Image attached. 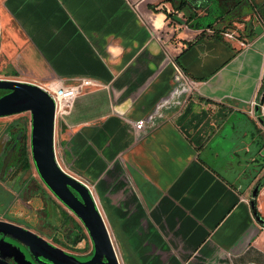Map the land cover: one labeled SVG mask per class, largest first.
<instances>
[{
  "label": "crops",
  "instance_id": "1",
  "mask_svg": "<svg viewBox=\"0 0 264 264\" xmlns=\"http://www.w3.org/2000/svg\"><path fill=\"white\" fill-rule=\"evenodd\" d=\"M1 37L18 80L100 83L55 150L96 184L120 264H264V0H0Z\"/></svg>",
  "mask_w": 264,
  "mask_h": 264
},
{
  "label": "water",
  "instance_id": "2",
  "mask_svg": "<svg viewBox=\"0 0 264 264\" xmlns=\"http://www.w3.org/2000/svg\"><path fill=\"white\" fill-rule=\"evenodd\" d=\"M0 89L7 91L0 96V117L31 113V152L37 171L53 194L83 222L93 242L94 254L81 261L32 230L4 220H0V233L20 240L37 258L43 257L50 264H120L111 233L91 190L65 171L57 159L53 97L41 85L17 79L0 78ZM258 120L264 125L263 116L260 115ZM4 147L5 142L1 141L0 154ZM263 186L264 177L255 186L251 200L254 215L262 225L264 218L257 212L256 198ZM1 241L4 239L0 244ZM0 264L8 263L0 258Z\"/></svg>",
  "mask_w": 264,
  "mask_h": 264
},
{
  "label": "rangeland",
  "instance_id": "3",
  "mask_svg": "<svg viewBox=\"0 0 264 264\" xmlns=\"http://www.w3.org/2000/svg\"><path fill=\"white\" fill-rule=\"evenodd\" d=\"M2 43L3 38L1 37L0 45ZM1 47L2 46H0V49ZM13 72L14 71L12 70V66L3 57L2 52H0V78L16 79L17 76ZM10 124H20L29 131L31 127V113L23 112L0 118V138L4 135L6 129L8 128V126H10ZM21 176V178L26 179L29 184L31 183L37 185L38 188L42 190L43 196L45 195L44 192L48 193L51 196L53 200V208L56 213V219H53L51 214H49V216H43L41 212L37 213L35 211V209L41 208L43 206V202L39 198L34 197L31 201H26L22 198L16 199V194L12 191V189H6L1 186L0 216L15 223L30 226L35 231L45 236L49 241L63 245L70 251L81 253L91 250L93 248V242L85 225L80 220V218L67 206H65L43 182L33 161H30L29 169L24 171ZM84 181H86L93 189L95 198L97 200V203L99 204L96 184L88 180ZM102 214L108 225L113 243L117 250V228L113 226L109 213L107 214L102 209ZM49 223L57 225L50 229V227L48 228L47 226ZM67 234L79 237V240L77 241V247H72L73 240L71 238H68ZM119 258L123 261L122 256L119 255ZM80 260L84 261L82 259Z\"/></svg>",
  "mask_w": 264,
  "mask_h": 264
},
{
  "label": "flooded vegetation",
  "instance_id": "4",
  "mask_svg": "<svg viewBox=\"0 0 264 264\" xmlns=\"http://www.w3.org/2000/svg\"><path fill=\"white\" fill-rule=\"evenodd\" d=\"M31 129L26 130L22 125L20 124H10L8 128L6 129L4 135L0 138V142H5V147L0 154V186L3 188L12 189L13 192L16 194L17 198H22L26 201H31L34 197L39 198L43 202V206L41 208L35 209V211L41 212L43 216H49L51 214L53 219H56V213L53 208V200L51 196L44 192V196L42 195V190L38 188L37 185L29 184L26 179H22L21 175L25 169V149L28 150L30 153V161L34 163L32 152H31ZM35 164V163H34ZM34 210V209H33ZM40 215V213H39ZM41 215V216H42ZM42 216V217H43ZM0 220L12 222L14 224L20 225L22 227H25L27 229L32 230L39 236L45 238L47 241H49L45 236H43L41 233L35 231L32 227L27 225H22L15 223L13 221L7 220L5 218H2L0 216ZM57 225V224H56ZM54 224H48V228L52 229V227L56 226ZM68 238H71L73 240V246L75 247L78 244L76 243V240H78L77 236H71L70 234H67ZM4 239V241H1L0 248L1 254L0 258L1 260H5L8 264H50L49 261L43 257L37 258L34 253L31 251L29 246L21 242L20 240L9 236V235H3L0 233V240ZM53 245L65 250L68 253L73 254V251H70L66 249L63 245L57 244L55 242L49 241ZM12 254H16L15 256H11ZM94 254V249L88 250L86 252L81 253H75L77 258L82 260H87V258H91ZM24 255V257H23ZM83 257V258H82Z\"/></svg>",
  "mask_w": 264,
  "mask_h": 264
},
{
  "label": "built area",
  "instance_id": "5",
  "mask_svg": "<svg viewBox=\"0 0 264 264\" xmlns=\"http://www.w3.org/2000/svg\"><path fill=\"white\" fill-rule=\"evenodd\" d=\"M208 32L212 33L213 30L211 28L206 29ZM223 35L228 37V38H236V35L232 31H224ZM246 42H242V45H246ZM174 69H175V74H174V79L176 84L178 85L179 88L183 89L184 91H193L197 89L198 82L189 77L184 69L178 64V63H173ZM100 83H98L96 80L91 79V78H81L74 84L70 85H63V84H47L45 86H42L55 100L56 103V122L59 117L65 115L75 99L81 95L85 90L91 87H97L99 86ZM260 105L261 107V113L262 116L264 117V102H258L253 105V108L251 109V113H255V106ZM146 122L144 120H139L136 122V126L138 129L142 130L145 128ZM60 163V162H59ZM61 165V164H60ZM62 168L70 173L68 169L63 167ZM73 175L72 173H70ZM75 176V175H73ZM76 177V176H75ZM78 178V177H76ZM80 181H82L92 192L94 198L95 194L91 186L84 180L78 178ZM96 200V198H95ZM97 202V200H96Z\"/></svg>",
  "mask_w": 264,
  "mask_h": 264
},
{
  "label": "trees",
  "instance_id": "6",
  "mask_svg": "<svg viewBox=\"0 0 264 264\" xmlns=\"http://www.w3.org/2000/svg\"><path fill=\"white\" fill-rule=\"evenodd\" d=\"M263 90H264V88H263ZM7 91L6 90H2V89H0V96H2L3 94H5ZM264 93V92H263ZM25 157H26V162H25V169L27 170V169H29V167H30V155H29V153H28V150L27 149H25ZM79 238V237H78ZM79 240V239H78ZM78 240H76V243H77V241Z\"/></svg>",
  "mask_w": 264,
  "mask_h": 264
}]
</instances>
